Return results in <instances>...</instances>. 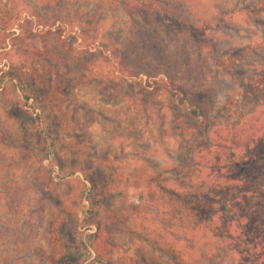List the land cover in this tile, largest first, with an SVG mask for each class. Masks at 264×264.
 <instances>
[{
    "label": "rangeland",
    "instance_id": "obj_1",
    "mask_svg": "<svg viewBox=\"0 0 264 264\" xmlns=\"http://www.w3.org/2000/svg\"><path fill=\"white\" fill-rule=\"evenodd\" d=\"M133 1L0 0L12 23L0 30V76L51 80L66 91L58 141L39 162L22 134L31 118L0 86V264H92L97 231L110 264H173L154 241L201 264H264V162L249 182L232 176L240 170L227 158L200 163L214 126L243 116L248 126L264 112L248 114L264 83V0H141L153 12L142 15L122 8ZM228 58L244 71L222 72ZM166 76L208 90L203 131L154 83ZM32 139L44 150L42 136ZM263 145L264 136L250 152ZM60 165L75 172L59 179ZM135 168L194 186L219 215L203 222L110 175ZM85 176L101 186L94 213Z\"/></svg>",
    "mask_w": 264,
    "mask_h": 264
},
{
    "label": "trees",
    "instance_id": "obj_2",
    "mask_svg": "<svg viewBox=\"0 0 264 264\" xmlns=\"http://www.w3.org/2000/svg\"><path fill=\"white\" fill-rule=\"evenodd\" d=\"M151 5L150 3V7L145 8L141 0H135L130 4L126 2L123 4L122 8L132 13L135 12L142 15L153 13ZM10 19L11 17L7 9L0 10L1 31L9 29L12 24L9 22ZM238 61L237 58H228L227 61L223 60L218 67L223 68L222 72H225L227 76H230L237 68L243 72V66ZM240 79H242L243 85V78ZM154 83L158 86L161 85L169 94H175L178 101L176 107L181 106V108H185L198 126H202V131L208 127V117L211 110L208 90L204 89L200 91L194 89L195 91H190L187 87L176 84L177 82H174L169 76L157 80L155 79ZM0 86L4 93H12V100L27 113V118H31L30 124L26 126L24 124V131L22 133L25 139L29 140V150L32 151V154H39L37 161L40 162L47 159L49 155L48 148L55 147L56 141H58L57 137L59 130H55L56 110L58 113L63 112L62 105L65 102L66 91L63 88H56L51 80H49V82L47 80L42 81L36 77H31V81L28 82L27 79L18 78L17 76H0ZM257 92L258 95H254L255 97L251 100V102L256 101L255 106L252 112L248 114H254L257 112V108L264 107V100L260 98L264 95V83L263 86L254 93ZM25 106H28L29 109L25 108ZM37 109L38 112H36ZM33 112L36 113L31 117V113ZM260 113L262 116L259 115L256 122L248 126H245L247 123L244 121L245 116L226 126H221L219 124L214 126L215 129L213 128L214 130L210 131L211 138L207 140L205 149L206 154L200 156V163L204 161V165L211 163L219 164L221 160L225 161L227 158L231 163H235V167L240 170L237 174L233 171V177L237 176L238 178H243L245 182L255 181L257 179V174L254 168L258 162H264V145L261 147L258 146V148L250 152L252 147L254 148V146L257 145V139L263 138L264 136V112ZM68 118L69 116L65 115L63 122L68 125L69 129L71 120ZM257 135L260 136L257 137ZM38 136H42V138L45 139L43 144L44 150L32 139ZM46 142H48V144ZM143 171L144 172L141 173L138 168H135L127 173L120 171L118 174L112 172L110 175H114L125 187L140 188L146 186L151 190H155L166 204L176 206L203 222H208L219 215V208L203 202L199 192L193 191L195 188L194 186L193 188L188 186L187 190L182 189L177 187L173 183V179L166 176L164 172L155 170ZM74 172L75 171L72 169L68 171L65 165H60L56 172V177L63 179ZM85 179L90 185L88 186V184L83 183L86 187L85 200L89 202L88 210L94 213L96 210L94 205H96V203H94L93 200L95 198H100V195H102L101 192L98 191L101 186H99V182L90 179L89 176H85ZM52 227V239L58 241L60 227L58 225ZM102 238L104 237L102 236ZM152 244L155 247L157 246V250H159L161 254L168 256L169 262L173 264H201L199 257L190 258L186 256V250L180 246H176L172 243L165 245L159 241H154ZM91 247L94 253V258L91 260L92 264H110L106 259L108 245L105 239L101 240L99 231H97V234L92 239ZM53 257L57 259V256Z\"/></svg>",
    "mask_w": 264,
    "mask_h": 264
}]
</instances>
